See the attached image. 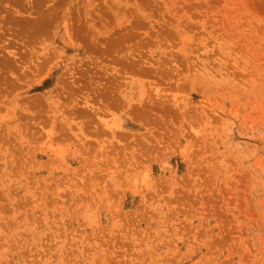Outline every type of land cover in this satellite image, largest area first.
<instances>
[{
	"label": "rangeland",
	"instance_id": "1",
	"mask_svg": "<svg viewBox=\"0 0 264 264\" xmlns=\"http://www.w3.org/2000/svg\"><path fill=\"white\" fill-rule=\"evenodd\" d=\"M0 264H264V0H0Z\"/></svg>",
	"mask_w": 264,
	"mask_h": 264
}]
</instances>
